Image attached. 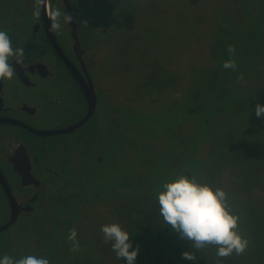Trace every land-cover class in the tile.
<instances>
[{
	"label": "rangeland",
	"instance_id": "1",
	"mask_svg": "<svg viewBox=\"0 0 264 264\" xmlns=\"http://www.w3.org/2000/svg\"><path fill=\"white\" fill-rule=\"evenodd\" d=\"M19 2L0 0V25H17ZM105 2L107 9L99 5L108 30L95 69L125 120L100 125L99 146L110 154L95 167L103 185L42 206L31 215V230L9 233L19 241L14 249L26 247L31 235L34 256L58 243L49 264H126L101 232L119 223L139 246L135 264H264V116L255 114V105H264V0ZM228 60L235 70L223 67ZM180 175L225 190L249 242L244 254L219 258L215 246L196 250L164 225L157 187L147 185L153 180L162 190ZM116 187L131 195L120 197L124 202L110 197ZM72 229L78 250L68 239ZM7 238L0 234V256ZM184 251L196 259L182 258Z\"/></svg>",
	"mask_w": 264,
	"mask_h": 264
},
{
	"label": "flooded vegetation",
	"instance_id": "2",
	"mask_svg": "<svg viewBox=\"0 0 264 264\" xmlns=\"http://www.w3.org/2000/svg\"><path fill=\"white\" fill-rule=\"evenodd\" d=\"M19 1L23 14L14 16L17 25H0L13 47L24 50L22 57L11 58L13 77L0 80V234H8L7 253L0 258L17 259L31 255V235L26 247L14 249L19 241L13 243L11 230H31V215L56 204L59 196L77 197L103 185L95 167L110 154L109 146H99L100 125L125 120V110L105 93L95 69L100 38L108 30L99 5L107 9L105 0ZM62 136L68 139L60 143ZM60 161L66 166L58 168ZM158 183L147 187L158 192ZM130 192L116 187L110 197ZM57 244L40 248L37 257L56 261L50 251Z\"/></svg>",
	"mask_w": 264,
	"mask_h": 264
},
{
	"label": "clouds",
	"instance_id": "3",
	"mask_svg": "<svg viewBox=\"0 0 264 264\" xmlns=\"http://www.w3.org/2000/svg\"><path fill=\"white\" fill-rule=\"evenodd\" d=\"M54 15L59 16V13ZM65 19L70 22L72 17L66 14ZM54 27L59 28V24H55ZM228 51L234 54V46H229ZM23 55V48H14L11 36L5 31H0V80L13 77L15 70L11 66V58ZM17 63L21 61L17 59ZM223 67L235 70L236 63L234 60H228L224 62ZM255 114L258 118L264 116V105L257 103ZM155 198L164 225L170 226L171 230L178 233L180 239L190 241L194 249L215 246L216 256L224 258L233 253L242 255L248 248L247 238L238 230L239 216L230 209L226 192L222 188H213L208 183L180 175L165 182ZM101 232L104 242L106 244L111 242V248L118 260H126V264H135L139 246L132 247L127 230L119 223H110L102 225ZM76 237L77 231L72 229L68 239L73 242V250L79 248ZM182 258L195 260L196 256L194 252L184 251ZM0 264H49V260L34 255L18 259L4 255L0 258Z\"/></svg>",
	"mask_w": 264,
	"mask_h": 264
}]
</instances>
